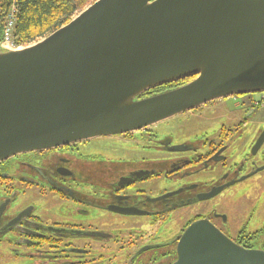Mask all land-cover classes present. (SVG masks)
<instances>
[{"label": "water", "instance_id": "95a60500", "mask_svg": "<svg viewBox=\"0 0 264 264\" xmlns=\"http://www.w3.org/2000/svg\"><path fill=\"white\" fill-rule=\"evenodd\" d=\"M258 93L264 0H97L34 45L0 49V163ZM177 254L174 264H264L208 221L186 229Z\"/></svg>", "mask_w": 264, "mask_h": 264}, {"label": "flooded vegetation", "instance_id": "af4514ba", "mask_svg": "<svg viewBox=\"0 0 264 264\" xmlns=\"http://www.w3.org/2000/svg\"><path fill=\"white\" fill-rule=\"evenodd\" d=\"M171 85L164 91L180 87ZM220 102L218 127L210 116L202 121L205 110L195 114L200 120L177 123ZM165 123L160 139L151 128L120 135H147L145 149L161 152L158 161L104 160L81 152L88 140L1 162L0 256L14 257L0 264H174L180 237L198 221L264 251V93L218 100ZM143 183L163 189L135 188ZM38 202L50 210L38 211ZM92 214L113 219L107 228L85 225Z\"/></svg>", "mask_w": 264, "mask_h": 264}, {"label": "rangeland", "instance_id": "374dc122", "mask_svg": "<svg viewBox=\"0 0 264 264\" xmlns=\"http://www.w3.org/2000/svg\"><path fill=\"white\" fill-rule=\"evenodd\" d=\"M77 15L78 14H76L75 17ZM41 40H39V41H41ZM30 46H32V45H30ZM23 48H26V47H20L19 49H23ZM233 101L234 100L231 99V101H229V103L230 102L233 103ZM223 105L224 104L220 102L215 106H208L203 110L195 112L193 115H188V117H180L179 120L177 121V119H176V121H177V123L180 124V126H185L186 125L185 123L188 120L189 121L200 120L199 118L195 117V114H196V116H201L202 111L205 110V112L202 114V115H204L202 121H205L207 119L205 117L210 116L211 118L215 119L213 122H211V125H213L215 123V125L213 127H216V125L218 127V123H220L219 115H221L223 113V111H221V107ZM202 121L200 123H202ZM168 126H170V124L162 122V123H159V124L151 127V131L154 134L158 135L157 139H160L162 134L164 133V130H166V128ZM167 129H169V128H167ZM185 129H187V128L182 129V131ZM176 133L178 134V131L175 132V134ZM148 139L149 138L147 137V135L145 136V135H139V134H136L133 138H124L123 136L99 137V138H95V139H92V140L86 142L85 144H87V145H85V144L80 145L79 148L81 149V152H84L86 154L99 156V158H101V159L114 161V162H120V163L121 162L122 163L123 162H141V161H145V160L146 161H155V160L158 161V160H160L162 157L161 152H158L154 149H145V147H147L148 145L151 144L148 142ZM157 182H158V184L161 183L160 180H158ZM149 186L151 187L150 184L143 183V184H139L138 187L136 186L135 188L145 189L147 191V193L152 194V195H156V193H158L160 190L163 189L162 188V189H158L157 191H154L153 189H150ZM28 196H29V194L22 195L19 198V201L22 203L23 200ZM34 203H35L34 199L30 198L26 204L34 205ZM35 205L38 207V211L40 209L44 212L50 210V207L47 206L46 204L42 205L38 202V204L36 203ZM62 211L66 212V213H69L72 211L71 213H74L75 209L67 207V208L62 209ZM111 216H113V215H111V214H107V215L106 214H92V217L94 218L92 220H94V222L85 221L83 223L85 225L93 224L95 226H102V228H107L110 225L109 219L110 218L113 219V217H111ZM98 222H100V225L98 224ZM169 227L174 231L176 229V222L174 221L173 223H171ZM144 231H147V229L145 228ZM8 255H10V256H8ZM13 257L10 253H7L6 255L2 254L0 256V261L5 260L8 262L9 260H13Z\"/></svg>", "mask_w": 264, "mask_h": 264}, {"label": "trees", "instance_id": "16d2710c", "mask_svg": "<svg viewBox=\"0 0 264 264\" xmlns=\"http://www.w3.org/2000/svg\"><path fill=\"white\" fill-rule=\"evenodd\" d=\"M97 0H0V31L14 6L17 7L15 42L18 47L37 43L67 25L76 14H80ZM178 82L182 86L193 80ZM169 85L167 88L176 87ZM161 87L145 96L161 93Z\"/></svg>", "mask_w": 264, "mask_h": 264}, {"label": "built area", "instance_id": "2783aa9c", "mask_svg": "<svg viewBox=\"0 0 264 264\" xmlns=\"http://www.w3.org/2000/svg\"><path fill=\"white\" fill-rule=\"evenodd\" d=\"M16 14L17 7L14 6L0 31V49L19 50L20 48L15 42Z\"/></svg>", "mask_w": 264, "mask_h": 264}]
</instances>
